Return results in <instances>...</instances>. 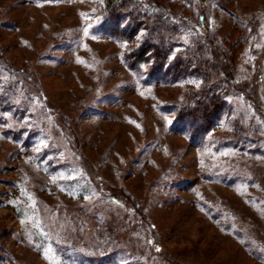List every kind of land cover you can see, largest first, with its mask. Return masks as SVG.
I'll return each mask as SVG.
<instances>
[{
    "label": "rangeland",
    "instance_id": "rangeland-1",
    "mask_svg": "<svg viewBox=\"0 0 264 264\" xmlns=\"http://www.w3.org/2000/svg\"><path fill=\"white\" fill-rule=\"evenodd\" d=\"M152 1L223 63L206 132L105 0H0V264H264V0Z\"/></svg>",
    "mask_w": 264,
    "mask_h": 264
},
{
    "label": "trees",
    "instance_id": "trees-1",
    "mask_svg": "<svg viewBox=\"0 0 264 264\" xmlns=\"http://www.w3.org/2000/svg\"><path fill=\"white\" fill-rule=\"evenodd\" d=\"M105 1L102 23L111 24L112 31L122 36L140 37V46L134 48L132 56L151 62V74L167 72L182 77H199L201 82L198 89L191 90L186 100L179 105L177 119L187 121L194 134L208 131L226 106L224 85L220 83L221 76L226 73L223 63L211 57L205 58L207 44L181 30L173 22L171 6L162 4L160 6L164 10L160 11L153 8L156 3L152 0ZM204 2L199 0L200 8H203ZM177 13L182 18H192L183 11ZM193 19L204 21L203 12L197 11ZM183 34L191 36L190 41L183 39ZM212 43L216 44L214 41ZM256 98L254 100L257 101Z\"/></svg>",
    "mask_w": 264,
    "mask_h": 264
}]
</instances>
